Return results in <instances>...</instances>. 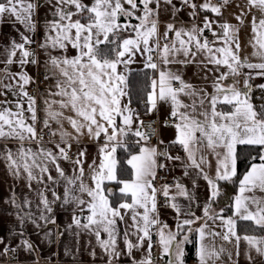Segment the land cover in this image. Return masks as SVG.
<instances>
[{
	"label": "snow or ice",
	"instance_id": "snow-or-ice-1",
	"mask_svg": "<svg viewBox=\"0 0 264 264\" xmlns=\"http://www.w3.org/2000/svg\"><path fill=\"white\" fill-rule=\"evenodd\" d=\"M48 3L53 17L45 22L43 40L39 42L34 39L38 27L37 0H0V22L7 17L24 30L19 32L20 42L12 40L4 49L5 58L0 60L4 65L0 69V96L5 97L0 101V141L16 142L15 150L8 144L0 148V158L14 178L26 181L29 189L35 184L33 190L38 198V216L31 211L20 214L23 206L31 205V200L25 198L21 204L15 196L10 199L18 210L19 221L39 220L56 225V219L49 214L53 213L56 201L62 199V205L73 207L72 224L68 227L75 225L76 236L81 233L94 236L96 246L107 257L106 264H117L122 255L129 258V264H152L156 244L161 256L167 257L166 264H185L186 246L190 244L196 248L197 264H217L225 255L228 264H239L242 240L247 246L244 253L247 264L258 261L264 264V236H240L236 230L237 218L264 229V195L257 194H264V105L257 109L251 102V71H242L258 70L256 75L264 76V0H245L243 7L237 4L235 25L207 15L201 19V13L205 12L222 17L223 10L233 0H220L218 4L211 0H199V3L197 0H91V3L48 0ZM162 9L170 11L173 21L165 24L161 34ZM185 10L192 22L190 26H177L175 21ZM249 15L248 43L251 57L258 62L240 55L239 32ZM132 20L138 23L133 24ZM206 31L211 34V41L204 35ZM32 44L47 53L44 80H55L54 85L46 88L47 95L41 97L44 116L40 120L37 97L27 90L36 80L25 70L26 66L40 65L37 52L26 47ZM70 48L75 50V55L68 54ZM56 51L59 54L53 55ZM137 56L141 58L139 61ZM198 56L202 59H197ZM137 62L143 64L141 71L148 80V91L141 100L144 115L158 111L160 104L170 108L169 119L174 123L169 125L166 120L165 126L175 129V138L167 147H161L162 139L155 145L149 144L153 137L147 132L156 133L152 126L155 122L145 128L140 111L131 107L130 65ZM13 64L19 66V71H11ZM190 64L219 73L213 76L212 92L186 81L179 70L171 67ZM240 76H244L243 87H238ZM207 79L205 75L204 80ZM9 93L15 97L14 103L7 98ZM65 122L71 132L64 128ZM45 129L50 137L59 136V142H47L54 143V149L46 146ZM85 135L97 142L104 137V142L98 143L97 157L88 164L87 176L84 167L87 149L78 147L75 159L68 156L72 143L79 146ZM130 136L135 139L130 140ZM33 143L35 147L31 146ZM172 146H179L184 157L172 155L169 151ZM241 146L259 151L250 156L248 169L238 176ZM118 149L128 153L124 163L128 166L129 179H120ZM61 160L70 161L72 175L65 173ZM174 161L181 162L185 176L192 171L207 182L209 192L202 216H197L190 207L182 209L176 202L177 197L194 199L179 181L174 185L175 195H170L173 186L166 182L159 188L155 186L158 170L169 169V162ZM61 180L62 198L48 184ZM221 182L238 184V193L227 205L232 209L228 217L224 216L225 208L219 211L213 208L222 195ZM112 183L119 186L117 190L107 186ZM49 191L51 200L46 195ZM158 192L176 213L174 229L159 218ZM119 223L125 224L123 248L118 244ZM55 235L59 239L62 233L58 231ZM130 235L135 236V241ZM217 239L229 244L235 240V261L230 250L223 245L217 247ZM0 244H4L0 250L2 257L9 250L16 251L5 243L4 237H0ZM21 244L29 251L33 249L27 240ZM136 252L141 255L136 256ZM90 254L96 256L94 250Z\"/></svg>",
	"mask_w": 264,
	"mask_h": 264
},
{
	"label": "crops",
	"instance_id": "crops-1",
	"mask_svg": "<svg viewBox=\"0 0 264 264\" xmlns=\"http://www.w3.org/2000/svg\"><path fill=\"white\" fill-rule=\"evenodd\" d=\"M39 4L38 13L36 16V20L38 22L37 32L34 35V39L42 42L43 40V32L45 31L44 25L45 22L52 19L53 11L48 3V0H43L41 2L37 1ZM199 3V0H197ZM84 3H91V0H84ZM212 3V2H211ZM245 0H233V3L230 4L226 10H223L222 17H216V14L211 12L201 13V19L204 15L209 16V18H217L222 20H227L229 23L235 25L237 21L234 19V14H237L239 9L236 7L239 4L241 7L244 6ZM216 4V3H213ZM127 7V5H125ZM139 14V13H138ZM76 17H74L75 19ZM121 23L124 22V17L120 18ZM159 29L161 34L164 31L165 24L167 22H172L173 18L171 16L170 11H164L163 9L160 12L159 16ZM191 18L187 15V10L180 13L179 19L175 21L177 26L180 24H184L185 26H190ZM251 15L247 17L245 20V24L241 26L239 32V41L241 45V57L248 56L252 62H258L255 58L251 57L252 48L249 45V40L251 39ZM132 23H138L136 20H132ZM199 23V21H197ZM214 29L219 32L220 29L213 25ZM22 26L18 24H13L10 19L7 17L0 22V60H3L4 57V49L7 47L12 40H16L20 42L19 32H23ZM27 34V33H26ZM122 36H127V33H122ZM170 37L171 34H170ZM169 37V39H170ZM163 43V40L161 41ZM37 52L38 58L40 60V65H27L25 70L29 75L34 77L37 74H45L44 61L47 59V53L45 50L38 49L36 44H33V49ZM53 55H58L59 52H53ZM69 55H75V50L69 49ZM141 58L137 56V61ZM197 59H202V57H197ZM159 62V61H157ZM4 65L0 63V69H2ZM173 70H179V72L183 75V78L186 81L191 82L194 85L206 87L208 92H212V80L214 75H218L219 73L214 72H206L202 67H197L195 64H190L187 67H183L181 65H172ZM212 68V65L208 66ZM11 71L17 72L19 71V66L17 64H13L10 66ZM132 70L142 69V63H133L130 65ZM224 68H221V71H224ZM244 73H248L251 71L252 78L249 80V83L252 85L250 91L251 102L259 109L262 105H264V76L256 75L258 70H249L247 68L242 70ZM207 75L208 79L205 81L204 76ZM240 80V84L238 87H243L244 76H240L238 78ZM227 83V82H225ZM55 80H47V84L41 88H39L36 97H37V115L38 120L42 119L44 113L42 111L43 104L41 97L46 96V88L49 85H54ZM178 85V84H177ZM179 86V85H178ZM28 87V86H27ZM53 91L55 89L53 88ZM9 100L15 102V97L12 96L11 93L8 94L7 97ZM4 96H0V101L4 100ZM185 102H188L186 98H183ZM27 107V105H25ZM132 107V106H131ZM141 119H156L159 121L158 128V140H163L164 145L161 147H167L168 142L175 138V129L171 126H165L163 121L169 118L170 108L166 104H160L158 106V111L154 112L150 116H145L143 113V109L140 111ZM118 122H119V118ZM171 125V124H170ZM41 125L37 124V132H39ZM56 125L53 124V128ZM135 127V125H134ZM64 128L68 131H72L71 127L65 122ZM47 130V129H45ZM46 146L54 149V143H47L49 140L54 142H59V136L51 137V138H43ZM129 139H135L134 137H129ZM104 142L103 135L100 137L99 142L90 140L86 135L81 138L79 146L73 142L71 153L73 154L75 159L76 152L78 147L86 148V163L84 165L87 176V167L88 164L92 162L93 158L98 155V143L102 144ZM158 143V141H157ZM5 144H8L13 150H15L16 142H8V141H0V148H2ZM35 147L33 143L31 145ZM169 151L172 155H180L184 157L183 151L179 148V146H172L169 148ZM61 167L65 170L67 175H72L73 167L70 161L61 160ZM249 167V166H248ZM169 168L172 171L171 179L166 182L172 185V189L170 190V195H175L174 185L177 181L182 183L188 191L192 194L194 199L192 201H188L183 197H177V203H179L182 209H188L190 207L191 211L194 212L197 216L203 215V207L207 200V195L209 192V188L207 182L204 181L201 177L197 176L195 172L190 171L188 176L184 175L185 169L183 168L180 161L169 162ZM248 169V168H247ZM246 169V170H247ZM246 172V171H245ZM244 172V173H245ZM243 173V174H244ZM53 176H56V172L53 169ZM242 174V175H243ZM241 175V176H242ZM130 178V176H129ZM128 178V179H129ZM195 181V184L193 183ZM51 186V189L54 190L57 195L61 196L63 193V181H59L57 183L48 182ZM155 184V183H154ZM163 184V183H161ZM161 184H155L156 187H160ZM222 195L217 199V201L213 204V208L216 211H219L221 208H225L224 216L228 217L232 215V209L227 208V205L231 203L232 197L238 193V184L236 183H224L221 182ZM35 184H33V189H35ZM33 189H29L26 186V181L19 178H14L9 171L7 170L6 162L0 158V237L5 238V243L9 244L11 248L16 249L14 260L11 262H6V257L0 256V264H106L107 257L104 256L103 252L99 247L96 246L95 237L89 236L86 233H81L79 236H76L75 233L77 231L75 225L71 228L68 226L72 224V213L73 207L70 205H62V199L56 201L53 205V213L49 214L56 219V225L46 224L44 221H37V223H33L32 220H25L21 223L17 217V209L13 206L9 201L15 196L18 203H23L25 198L32 201L31 205L23 206V211L20 212L23 215L25 212L31 211L34 216L39 215V210L36 205L38 204V198L36 196V192ZM118 189V188H117ZM258 195H264L262 193H257ZM46 195L51 200L53 199L51 195V191L47 192ZM159 198H165L163 195L158 192L157 193V201ZM130 202V201H129ZM157 210L159 214V218L168 223L170 227L175 228V219L176 213L173 209L168 206V201L162 205L157 203ZM142 211V210H141ZM87 213H85L86 215ZM126 219H128L126 217ZM128 223H131L130 219H128ZM219 223V222H217ZM120 229V237L118 238V244L121 248H123V230L125 228V224H118ZM220 231L219 228L216 229ZM237 233L240 236L245 234L247 235H255V236H264V229L256 227L252 221H242L237 218ZM61 232L62 235L59 236V239L56 238L55 233ZM131 231V230H130ZM52 232V236H46V233ZM103 238H106V234H102ZM130 239L135 241V236L130 235ZM27 240L33 245V249L31 251L27 250L25 246L21 244V241ZM156 237L153 236V242L155 243ZM235 240L233 239L232 243H226L219 239L216 240L217 247L223 245L226 249L230 250L233 253V260H236L235 256ZM146 247V244H145ZM4 248V244H0V250ZM247 246L246 243L241 241V256L239 257V264H247V259L244 253L246 252ZM96 252V256H92L90 253L92 251ZM157 252L158 257L161 259L160 264H166L167 257H162L159 245L156 244L153 252ZM187 252H185V264H190L191 260H196V248L194 246L192 255L186 258ZM136 256H140V252L135 253ZM154 262V255L152 253V264ZM117 264H129V258L126 255H122L117 262ZM217 264H228L227 255L222 258V261H218ZM259 264V261H258Z\"/></svg>",
	"mask_w": 264,
	"mask_h": 264
},
{
	"label": "trees",
	"instance_id": "trees-1",
	"mask_svg": "<svg viewBox=\"0 0 264 264\" xmlns=\"http://www.w3.org/2000/svg\"><path fill=\"white\" fill-rule=\"evenodd\" d=\"M130 95L132 99V108L141 111L143 109V105L141 100L145 98L146 92L148 91V80L145 74L141 71V69L132 70L130 76ZM135 151V147L132 148ZM259 149L249 148L245 146H241L238 148V152L240 154V159L238 161V176H241L250 164V156L256 155ZM128 153H126L123 149H118L117 151V158L120 160V179H128L129 178V171H127L128 166L124 161L127 159ZM112 187L114 190H117L119 187L115 183L107 185ZM194 249V245L190 244L186 246V258L192 255Z\"/></svg>",
	"mask_w": 264,
	"mask_h": 264
},
{
	"label": "built area",
	"instance_id": "built-area-1",
	"mask_svg": "<svg viewBox=\"0 0 264 264\" xmlns=\"http://www.w3.org/2000/svg\"><path fill=\"white\" fill-rule=\"evenodd\" d=\"M39 2L43 1V0H37ZM212 3H220V0H211ZM205 36L208 37L209 41L212 40V36L210 33H208L207 31L205 32L204 34ZM172 37H170L171 39ZM29 48V50H32L33 49V44L32 45H28L26 46ZM155 55V53H154ZM44 76L45 74H37L34 76V79L36 80V84H33V85H30L27 87V90L29 92L30 95H33V96H36L39 88L45 86L47 84V81L44 80ZM178 87V85H176ZM168 121V124H172L174 123L173 120L171 119H166ZM163 121L164 125H165V121ZM155 122L152 124L153 128H155L157 131L156 133L154 134L153 132L151 131H148L147 132V135L153 137L150 141H149V144L151 145H155L157 144V141H158V128H159V121L156 120V119H145L144 120V127L147 128L148 124L149 123H152V122ZM39 133V132H38ZM43 138H51L50 135L48 134V130H45L44 132V136ZM68 156L73 159L74 156L73 154L71 153V151L68 152ZM171 176H172V171L171 169H167V170H158V174H157V177L154 181L155 184H161V183H165V182H168L170 179H171ZM167 200L166 198H159L157 203L162 205L164 203H166ZM153 255H154V262L153 264H160L161 263V259L158 257V254L157 252H153ZM14 257H15V251H12V250H9L8 253H7V256H6V262H11L14 260ZM190 264H197L196 260H191Z\"/></svg>",
	"mask_w": 264,
	"mask_h": 264
}]
</instances>
